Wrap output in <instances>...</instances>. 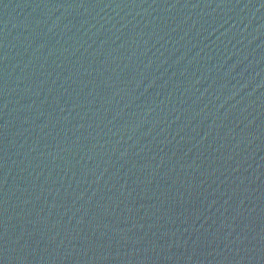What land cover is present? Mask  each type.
Segmentation results:
<instances>
[{"label": "water", "instance_id": "95a60500", "mask_svg": "<svg viewBox=\"0 0 264 264\" xmlns=\"http://www.w3.org/2000/svg\"><path fill=\"white\" fill-rule=\"evenodd\" d=\"M0 264H264V0H0Z\"/></svg>", "mask_w": 264, "mask_h": 264}]
</instances>
